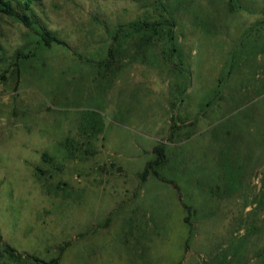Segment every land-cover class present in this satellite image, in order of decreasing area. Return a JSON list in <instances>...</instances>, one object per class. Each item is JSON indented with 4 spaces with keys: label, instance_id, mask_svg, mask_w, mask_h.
<instances>
[{
    "label": "rangeland",
    "instance_id": "rangeland-1",
    "mask_svg": "<svg viewBox=\"0 0 264 264\" xmlns=\"http://www.w3.org/2000/svg\"><path fill=\"white\" fill-rule=\"evenodd\" d=\"M25 12L38 34L0 13V264H264V0Z\"/></svg>",
    "mask_w": 264,
    "mask_h": 264
},
{
    "label": "trees",
    "instance_id": "trees-1",
    "mask_svg": "<svg viewBox=\"0 0 264 264\" xmlns=\"http://www.w3.org/2000/svg\"><path fill=\"white\" fill-rule=\"evenodd\" d=\"M15 1H16V5H14ZM33 1L34 0H0V13L15 17L21 23H23L27 28L34 31L33 28L31 27L30 17L25 12V10L30 8V4ZM17 5H19V10L17 9ZM34 32L38 34L37 31H34ZM119 33H121V28H119L117 30L116 34L114 35L115 39H118ZM41 37L43 38V41L45 43H49L51 40H57L56 38L52 37V35L48 31H45L43 34H41ZM110 51H111V49H110ZM6 71L7 70H3L0 72V80L5 78ZM154 151L158 152V156H159L158 159H160V158L162 159L163 152H162L161 148L155 147ZM36 260L38 262L40 261L39 259H36Z\"/></svg>",
    "mask_w": 264,
    "mask_h": 264
}]
</instances>
